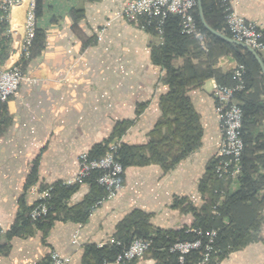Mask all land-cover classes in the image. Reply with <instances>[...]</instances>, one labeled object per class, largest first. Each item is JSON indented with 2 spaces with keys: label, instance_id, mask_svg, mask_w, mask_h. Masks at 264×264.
Returning <instances> with one entry per match:
<instances>
[{
  "label": "crops",
  "instance_id": "1",
  "mask_svg": "<svg viewBox=\"0 0 264 264\" xmlns=\"http://www.w3.org/2000/svg\"><path fill=\"white\" fill-rule=\"evenodd\" d=\"M128 1L43 0L38 18V29L44 33L42 49L24 61L25 79L14 96L0 104V226L16 229L15 234L0 239V264H46L51 251L69 256V264H96L89 247L117 233L123 236L127 230L121 223L133 213L134 221H138L135 213H142L156 230H175L190 227L193 208L200 209L204 203L200 181L221 140L212 90L238 63L229 54L214 56L212 68L218 77L186 91L201 125L197 148L172 163L167 156L179 153L176 141L160 160L128 164L116 196L94 207L83 223L64 212L41 226L22 220L35 202L29 187L73 177L77 156L97 144L118 140L130 147L145 146L162 119L159 99L169 88L165 71L153 62L151 51L163 39L122 15ZM236 10L264 26V0H241ZM23 16V6L13 10V31L5 58L0 56L5 63L10 57L18 58L15 52L24 33ZM183 59L174 57V66H181ZM121 122L128 125L119 136L115 128ZM158 133L160 139L165 128ZM259 133L264 140V119L254 132ZM257 166L253 178L264 174V166L258 162ZM32 171L33 183L27 186ZM239 184L236 177L228 190L235 191ZM90 189L89 182L79 184L67 199V208L79 211L78 204ZM259 215L262 224L256 237L227 253L219 264H264V207ZM76 231L79 238L73 242ZM123 264H157V260L148 252Z\"/></svg>",
  "mask_w": 264,
  "mask_h": 264
},
{
  "label": "trees",
  "instance_id": "2",
  "mask_svg": "<svg viewBox=\"0 0 264 264\" xmlns=\"http://www.w3.org/2000/svg\"><path fill=\"white\" fill-rule=\"evenodd\" d=\"M204 18L206 22L215 30L230 36L226 28L225 14L227 7L220 0H200ZM43 11V0H37L36 15L40 17ZM195 20L200 31L205 35L204 47L192 36L183 34L180 31L178 17L167 18L163 24L161 37L163 43L159 47H153L151 57L160 68L165 71L164 81L168 85V92L159 99L162 111V119L158 120L153 128L150 140L145 146L130 147L122 142L118 145L117 155L124 168L130 164L144 165L160 160L163 155L171 152L173 142L178 141L179 153L176 156L168 154L170 162L174 163L183 158L188 152L198 147L201 136V125L199 117L187 96L188 87H198L203 81L210 77H218L216 69L212 68L215 55H232L238 63L244 66V88L236 93L235 98L240 100L242 109L241 136L243 139V150L240 158L241 172L239 187L235 191H229L230 179L217 177L214 168L216 158L210 160L207 172L200 181V190L204 194V203L200 209L193 208L194 221L190 227L180 229L156 230L149 223L142 213H135L138 221H134L132 216L127 217L121 224L127 230L121 236L115 234L114 239L121 245H103L89 247L96 258V264L103 262H113L116 255L127 246L134 238H144L151 240L146 253H152L157 260V264H181L178 252L171 251L170 248L175 242L191 241L197 237L193 229L215 230L216 236L213 242L211 259H217L218 263L222 258L254 239L262 224V217L259 212L264 207V174L253 178L257 173V162L264 166V140L262 135L254 134L264 119V77L261 68L254 56L240 46L230 44L217 36L211 34L202 25L198 8L194 11ZM8 22L0 23V56L5 58L6 44L10 41V36L5 34ZM148 32L155 33L152 29ZM44 33L36 29L35 36L30 48V56L42 49ZM174 57H183L181 66L175 67ZM193 59L198 60L197 63ZM232 73L222 75L224 80L219 79L217 85L235 86L236 81L232 78ZM127 122H121L115 128V134L119 135L124 131ZM165 128L164 136L158 138L160 128ZM109 142L95 145L88 153L90 157H99L107 150ZM162 144L164 149H161ZM144 150L143 154L142 151ZM262 151L261 154H258ZM130 159V160H128ZM171 164V163H170ZM169 166V165H166ZM34 171V170H33ZM28 176L27 186L33 183L34 172ZM99 172H92L84 182L91 184L90 194L79 205V211L74 212V208H67V199L77 189L78 184L62 185L57 181L52 184L51 197L48 199L49 210L44 218H39L37 225L49 224L53 219L64 212L72 220L83 223L93 210L96 202L105 196L104 188L98 184ZM122 181V176H121ZM48 185H41L45 188ZM260 191H263L261 194ZM27 209L23 221L29 219ZM68 211V212H67ZM139 218H142L141 220ZM30 220V219H29ZM119 225V227L121 226ZM121 226V227H122ZM133 226V227H132ZM118 227V228H119ZM133 229V232L130 233ZM16 233V229L9 230L5 236ZM253 233V234H252ZM144 254V255H145ZM200 259V250L193 249L184 255L182 264H197Z\"/></svg>",
  "mask_w": 264,
  "mask_h": 264
},
{
  "label": "built area",
  "instance_id": "3",
  "mask_svg": "<svg viewBox=\"0 0 264 264\" xmlns=\"http://www.w3.org/2000/svg\"><path fill=\"white\" fill-rule=\"evenodd\" d=\"M241 0H220L227 7L225 14L226 28L230 37L251 46L260 56L264 63V26L256 20H247L241 16L236 6ZM31 2L30 13H24L22 27L24 33L18 42L15 52L18 58H9L8 63L0 59V104L6 103L17 92L19 84L25 79L23 63L30 57V48L38 28V18L36 15L37 0H26ZM23 6V2L15 0H0V22H8L5 34L11 36L13 10ZM197 8L196 0H129L122 8V15L132 19L141 29H152L155 33H163V24L167 18L178 17L180 31L197 39L204 47L205 35L200 31L195 20L194 11ZM244 66L237 63L233 69L232 78L236 81L235 86L216 85L212 90L214 100V110L217 115L221 140L218 143L216 153L215 174L222 179L233 180L241 172L240 158L243 150V139L241 136L242 109L236 101V93L244 88ZM119 141L110 142L105 153L99 157H90L83 152L77 156V171L75 175L66 180H62V185L82 184L92 172H99L97 182L104 188L105 196L98 200L93 207H96L104 200L112 199L122 188L121 176L123 167L119 161L117 150ZM52 186L41 188L37 185L29 187L28 192L35 197V202L28 213L31 221H37L46 216L49 205L48 199L51 197ZM197 237L191 241L175 242L170 248L171 251L178 252L179 262L182 264L184 255L190 250L199 249L200 259L197 264H217L218 261L211 259L213 242L216 236L215 230L193 229ZM7 230L0 226V239L5 237ZM79 238L78 231L73 235V242ZM121 245L113 237L105 242H100L98 246ZM151 240L144 238H134L127 246L116 255L114 263L123 264L132 262L144 256L149 248ZM70 257L62 255L56 251H51L46 264H69ZM102 264H108L103 262Z\"/></svg>",
  "mask_w": 264,
  "mask_h": 264
},
{
  "label": "water",
  "instance_id": "4",
  "mask_svg": "<svg viewBox=\"0 0 264 264\" xmlns=\"http://www.w3.org/2000/svg\"><path fill=\"white\" fill-rule=\"evenodd\" d=\"M196 1H197L198 12H199V18H200V21H201L202 25L204 26V28L207 31H209L211 34L217 36L218 38L224 40L225 42H228V43L233 44V45L240 46L243 49H245L248 52H250L254 56V58L257 60L259 66L261 68L262 75L264 77V63H263L262 59L260 58L259 54L251 46H249V45H247V44H245L243 42L237 41V40L233 39L232 37H230L229 35H227V34H225L223 32L217 31L214 28H212L206 22V20L204 18L202 7H201V1L200 0H196Z\"/></svg>",
  "mask_w": 264,
  "mask_h": 264
},
{
  "label": "bare ground",
  "instance_id": "5",
  "mask_svg": "<svg viewBox=\"0 0 264 264\" xmlns=\"http://www.w3.org/2000/svg\"><path fill=\"white\" fill-rule=\"evenodd\" d=\"M16 2H22L24 0H15ZM30 9H31V2H27L26 8L24 10V13H30Z\"/></svg>",
  "mask_w": 264,
  "mask_h": 264
},
{
  "label": "rangeland",
  "instance_id": "6",
  "mask_svg": "<svg viewBox=\"0 0 264 264\" xmlns=\"http://www.w3.org/2000/svg\"><path fill=\"white\" fill-rule=\"evenodd\" d=\"M18 2V1H17ZM23 7H24V10H25V3L23 2ZM1 23V22H0ZM22 23V22H21ZM8 27V26H7ZM154 34H156V35H159V34H157V33H154Z\"/></svg>",
  "mask_w": 264,
  "mask_h": 264
}]
</instances>
